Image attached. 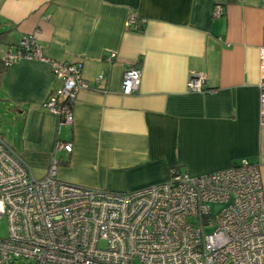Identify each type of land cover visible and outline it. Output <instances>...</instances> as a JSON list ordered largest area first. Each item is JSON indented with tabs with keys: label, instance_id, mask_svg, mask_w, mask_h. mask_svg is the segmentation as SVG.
Here are the masks:
<instances>
[{
	"label": "crops",
	"instance_id": "0c3cea01",
	"mask_svg": "<svg viewBox=\"0 0 264 264\" xmlns=\"http://www.w3.org/2000/svg\"><path fill=\"white\" fill-rule=\"evenodd\" d=\"M131 14L139 31L126 29ZM263 29L262 0H0V58L36 34L46 56L81 61L90 86L73 105L72 127L61 126L42 106L61 86L49 65L0 61L3 137L38 179L55 157L58 180L127 193L166 182L171 169L199 177L247 159L259 163L264 193ZM127 66L140 70L129 96ZM192 73L206 77L203 91H188ZM57 142L72 153H55Z\"/></svg>",
	"mask_w": 264,
	"mask_h": 264
},
{
	"label": "built area",
	"instance_id": "2783aa9c",
	"mask_svg": "<svg viewBox=\"0 0 264 264\" xmlns=\"http://www.w3.org/2000/svg\"><path fill=\"white\" fill-rule=\"evenodd\" d=\"M221 15L216 7L213 16ZM142 26L129 15L127 30ZM258 57L259 126L264 127V29ZM114 58L113 53L105 61ZM19 60L49 65L61 86L42 106L61 126L72 127L73 105L90 88L82 77V62L46 56L36 34L7 47L0 58L4 67ZM102 80L98 75L95 83ZM205 80L192 73L188 91H203ZM139 86L140 70L125 67L121 93L135 94ZM61 150L71 154V143L57 142L55 153ZM57 166L54 157L46 175L35 178L0 135V219L7 223L0 264H264L259 163L241 159L199 177L171 169L166 182L127 193L60 181Z\"/></svg>",
	"mask_w": 264,
	"mask_h": 264
},
{
	"label": "rangeland",
	"instance_id": "374dc122",
	"mask_svg": "<svg viewBox=\"0 0 264 264\" xmlns=\"http://www.w3.org/2000/svg\"><path fill=\"white\" fill-rule=\"evenodd\" d=\"M0 122H1L0 127H5L6 124L8 123L4 119H0ZM2 132H3L2 129H0V135L3 137ZM213 208L216 209L217 207H213ZM6 237H7V223H6V220L2 218L0 219V239H5ZM19 263L22 264L23 261H18L16 264H19Z\"/></svg>",
	"mask_w": 264,
	"mask_h": 264
}]
</instances>
